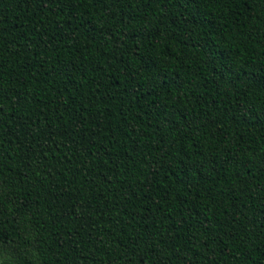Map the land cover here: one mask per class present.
I'll return each mask as SVG.
<instances>
[{
  "label": "trees",
  "instance_id": "1",
  "mask_svg": "<svg viewBox=\"0 0 264 264\" xmlns=\"http://www.w3.org/2000/svg\"><path fill=\"white\" fill-rule=\"evenodd\" d=\"M0 264H264V0H0Z\"/></svg>",
  "mask_w": 264,
  "mask_h": 264
}]
</instances>
